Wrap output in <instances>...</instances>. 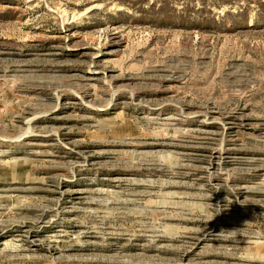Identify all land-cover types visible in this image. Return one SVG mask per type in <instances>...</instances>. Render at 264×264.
<instances>
[{"label": "rangeland", "instance_id": "374dc122", "mask_svg": "<svg viewBox=\"0 0 264 264\" xmlns=\"http://www.w3.org/2000/svg\"><path fill=\"white\" fill-rule=\"evenodd\" d=\"M0 264H264V0H0Z\"/></svg>", "mask_w": 264, "mask_h": 264}]
</instances>
